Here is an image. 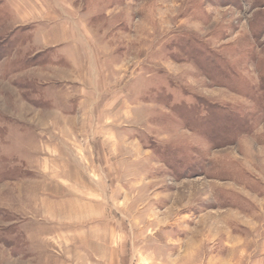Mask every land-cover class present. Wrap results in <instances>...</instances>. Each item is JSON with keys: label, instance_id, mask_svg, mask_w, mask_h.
<instances>
[{"label": "rangeland", "instance_id": "rangeland-1", "mask_svg": "<svg viewBox=\"0 0 264 264\" xmlns=\"http://www.w3.org/2000/svg\"><path fill=\"white\" fill-rule=\"evenodd\" d=\"M95 220L128 264H264V0H0V264Z\"/></svg>", "mask_w": 264, "mask_h": 264}, {"label": "crops", "instance_id": "crops-1", "mask_svg": "<svg viewBox=\"0 0 264 264\" xmlns=\"http://www.w3.org/2000/svg\"><path fill=\"white\" fill-rule=\"evenodd\" d=\"M112 221H110L111 223ZM108 222L92 221L82 229L72 230L67 250L56 251L59 264H128L132 252L126 248L120 232ZM79 241L85 244L78 245ZM63 246V245H61ZM65 246V245H64ZM134 253V252H133ZM139 260V259H138ZM140 264H145L141 259Z\"/></svg>", "mask_w": 264, "mask_h": 264}]
</instances>
